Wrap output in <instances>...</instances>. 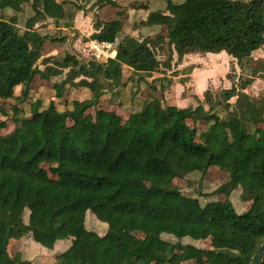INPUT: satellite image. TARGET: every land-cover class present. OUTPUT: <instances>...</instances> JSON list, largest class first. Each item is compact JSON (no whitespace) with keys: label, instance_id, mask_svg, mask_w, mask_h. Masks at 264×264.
<instances>
[{"label":"trees","instance_id":"obj_1","mask_svg":"<svg viewBox=\"0 0 264 264\" xmlns=\"http://www.w3.org/2000/svg\"><path fill=\"white\" fill-rule=\"evenodd\" d=\"M25 6L33 13L21 29ZM107 6L121 7L118 0H0V100L15 102L11 112L0 107V131L10 118L15 124L0 132V264H16L9 246L24 238L54 252L68 243L52 264H251L264 243V95L246 90L264 78V59L253 58L264 47V0L136 5L149 10L133 27L148 30L142 39L126 34L124 21H95L91 39L110 44L114 58L71 50L38 63L45 41H64L39 31V23L72 29L77 12ZM162 27L167 36L151 35ZM156 50L168 52V60ZM222 52L236 60L239 82L205 91L194 107L167 101L171 78L163 67H171L172 55L180 62ZM125 66L132 74L124 82ZM64 75L46 107L38 100L25 109L37 76L52 82ZM80 88L87 95H71ZM126 89L133 100L148 91L127 120L101 109L87 113ZM211 167L229 174L218 190L225 201L203 205L174 184ZM238 189L243 202H252L243 214L230 201ZM89 214L108 226L104 235L88 229ZM209 237L210 259L209 250L181 242Z\"/></svg>","mask_w":264,"mask_h":264},{"label":"rangeland","instance_id":"obj_2","mask_svg":"<svg viewBox=\"0 0 264 264\" xmlns=\"http://www.w3.org/2000/svg\"><path fill=\"white\" fill-rule=\"evenodd\" d=\"M121 7L114 8L108 7L106 11L101 12V14H95V10L79 11L75 15V19L80 17L79 24L81 23V15L84 18H87L92 21V26L95 24L96 19L106 20H121L125 22L126 28L125 33L128 35L135 36L136 38H144L148 32H141L138 30L135 31L133 27H137L140 24V21L147 18L149 13L148 9H136L137 6H146L151 9L155 8L157 4H162V0H118ZM97 10V9H96ZM32 10L29 6H25L24 12L20 15L19 27L24 29L26 19L32 15ZM95 14V15H94ZM74 19V22H75ZM92 19V20H91ZM99 21V20H98ZM55 22L51 19L39 23L36 27L38 30L43 33H49L53 37L59 39L63 38L64 41H45L44 48L42 50V57L39 60V64L42 63L43 59L48 57L62 56L69 51H73L75 48L77 51L84 53L85 56H90L92 54H99L102 56L101 60L107 59L110 57L109 48H106L104 51L100 49L99 52H92L91 46L96 45L97 43L91 41V34H81V31L75 29V24L72 29L65 28H56ZM88 25V24H87ZM78 27H81L78 26ZM94 30V29H93ZM92 30V31H93ZM91 31V30H90ZM95 31V30H94ZM94 33V32H93ZM168 31L166 27L155 30L153 35H164L167 36ZM109 45V44H108ZM107 45V46H108ZM111 47V45H109ZM74 52V51H73ZM157 56L161 61L168 60L169 53L156 50ZM254 59H264V47L259 51L253 54ZM43 67L42 65H40ZM170 68L163 67V70H166V76L171 78V83L168 85L165 96L167 101L173 97L176 101L177 99H189V104L187 107L195 106L198 100L203 101L204 93L207 90L211 91H221L224 89H230L235 83L239 82L238 77L240 75V69L237 65L236 60L232 59L226 54L222 55H188L185 56L182 61H178L177 55H172V61L170 63ZM189 68H193L192 72H188ZM68 70H66V73ZM195 73V74H193ZM132 74V71L129 68L124 67L123 70V81L125 82ZM192 75V76H190ZM162 77L164 74H155V77ZM64 76L55 78L52 82L44 81L37 76L34 82L31 84V102L27 103L25 109L29 110L32 103L40 100L43 103V106L49 104L51 100L56 97V92L54 91V82H61L64 79ZM81 78L77 79L76 82H79ZM203 80L206 82L204 83ZM144 89V88H143ZM126 89L122 91L119 96H104L98 107L96 109H91L87 113L95 115L97 109L104 111H112L121 116L123 121L127 120L132 111L137 110L140 105V99L145 98L147 95L146 90H142L140 94L136 96V99L131 98V92ZM205 90V91H204ZM87 95L85 90H76L71 95L78 97H84ZM246 92L254 98H259L264 95V78L256 79L254 83L246 90ZM19 93V92H18ZM199 95V97L197 96ZM153 95L158 99H161L160 92H154ZM57 105L62 108L61 101L56 100ZM14 101H2L0 100V107L5 109L8 112H11L12 107L14 106ZM6 116H3L0 112V122L5 120ZM15 127L12 119L7 120V127L2 129L1 134H9L13 131ZM230 180L229 174L220 170L218 167H211L206 174L193 173L189 174L183 179H176L174 181L175 186L182 191L185 195L198 198L203 205L209 203L210 201H225L226 197L223 193H218V190ZM241 189L235 190L230 195V201L234 205L236 211L239 214L246 213L252 202H243L241 200ZM26 220H28V214H26ZM87 227L89 230L97 232L99 235H104L107 232L108 226L101 222L95 215L89 214L87 218ZM143 235L144 233L141 232ZM141 233H136L134 237H143ZM167 240L174 241L172 237H165ZM189 239V238H188ZM182 243H189L196 247L205 248L208 251L207 258L210 259L211 250H212V237H209L206 241H191L182 240ZM66 243V242H64ZM68 244V243H66ZM66 244L58 245V249L54 252L46 251L43 246L40 244L36 245L35 241L33 242L30 238H24L21 241L13 240L9 246V253L11 258L15 261L16 264H20V261H31L34 264H51L56 260L57 251L61 252L66 250ZM40 245V246H39ZM44 248V249H43ZM180 250L177 249V252ZM57 252V253H56ZM207 261L204 264H209ZM187 264H194L187 263Z\"/></svg>","mask_w":264,"mask_h":264},{"label":"crops","instance_id":"obj_3","mask_svg":"<svg viewBox=\"0 0 264 264\" xmlns=\"http://www.w3.org/2000/svg\"><path fill=\"white\" fill-rule=\"evenodd\" d=\"M109 6H107V7H104V8H102V9H100V10H97L95 13H97V14H101V12H103V11H106L107 10V8H108ZM111 7V6H110ZM95 15V14H94ZM92 20V19H91ZM100 21H102L103 23L104 22H110V21H114V20H106V21H103V20H101V19H99ZM79 21H80V17H78V18H76L75 19V29H78V30H80L81 31V34H85V32L87 33V34H94L95 33V28H94V25L92 26V21L90 22V20L89 19H87V18H84V16L83 15H81V23L79 24ZM88 24V25H87ZM81 25V27H78V26H80ZM94 29V30H93ZM91 30V31H90ZM93 30V31H92ZM135 31H137L138 32V30H135ZM144 31H148L147 29H142V32H144ZM94 32V33H93ZM90 39H91V37H90ZM91 41H93V40H91ZM102 45V44H101ZM100 45V46H101ZM104 46V48H103V51L106 49V48H109L108 50L110 51L109 52V56L110 57H112V58H114L115 56H116V51L115 50H113L112 49V47H110L108 44H103ZM108 45V46H107ZM102 49V48H101ZM259 51V50H258ZM257 52V51H256ZM222 54H226L225 52H222V53H220V54H207V55H210V56H214V55H222ZM227 55V54H226ZM188 56V55H187ZM186 56V57H187ZM108 58V57H107ZM233 59V58H232ZM126 67V66H125ZM126 68H128V67H126ZM130 69V68H129ZM131 70V69H130ZM132 71V70H131ZM193 74H195V73H193ZM190 76H192V75H190ZM203 82L204 83H206L204 80H203ZM205 91V90H204ZM197 96L199 97V95L197 94ZM200 98V97H199ZM170 99H172L175 103H176V105L179 107V108H186L187 106H188V104H189V99L188 98H186V99H181V100H179V99H177V101L173 98V97H171ZM191 123L189 122V125H190ZM61 244H66V243H64V242H62ZM68 246H69V244H66V247L68 248ZM54 263V262H53ZM52 264V263H51Z\"/></svg>","mask_w":264,"mask_h":264},{"label":"water","instance_id":"obj_4","mask_svg":"<svg viewBox=\"0 0 264 264\" xmlns=\"http://www.w3.org/2000/svg\"><path fill=\"white\" fill-rule=\"evenodd\" d=\"M264 261V243L259 247L252 258L251 264H263Z\"/></svg>","mask_w":264,"mask_h":264},{"label":"built area","instance_id":"obj_5","mask_svg":"<svg viewBox=\"0 0 264 264\" xmlns=\"http://www.w3.org/2000/svg\"><path fill=\"white\" fill-rule=\"evenodd\" d=\"M100 45H101V44H98V43H97L96 45H92V46H91V48H92L91 51H92V52H99V50H100L101 48H102V49L104 48V47H103V46H104L103 44H102L101 46H100ZM99 47H100V49H99ZM73 51L76 52V53L79 54V55H82V56L85 57V58H89V57H91V56H95L97 59H101V58H102V56L99 55V54H97V53H96V54L94 53V54H92V55L86 57L84 53L80 52L79 50L77 51L75 48H73Z\"/></svg>","mask_w":264,"mask_h":264}]
</instances>
